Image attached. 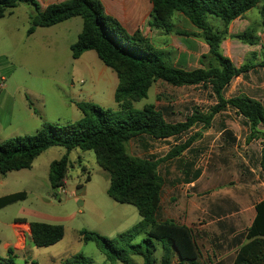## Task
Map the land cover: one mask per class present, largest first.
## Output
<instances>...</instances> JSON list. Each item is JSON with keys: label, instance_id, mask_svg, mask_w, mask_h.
<instances>
[{"label": "trees", "instance_id": "trees-1", "mask_svg": "<svg viewBox=\"0 0 264 264\" xmlns=\"http://www.w3.org/2000/svg\"><path fill=\"white\" fill-rule=\"evenodd\" d=\"M153 5L149 25L167 34L196 37L210 47L203 56V68L184 71L167 61V54L157 49L141 31L129 33L114 17L108 15L100 0H66L42 9L37 0H0V19L13 14L21 4L33 8L30 15L31 36L37 28H50L74 18H81L83 26L77 41L71 45L72 57L80 59L94 51L104 65L118 77L114 99L121 111L106 110L91 102H77L83 117L75 122L52 124L44 122L34 135L20 136L0 144V174L31 169L35 160L54 147H63L68 154L73 150L92 151L98 166L109 174V197L121 205L134 206L141 221L133 229L119 235L116 243L96 232L81 231L84 243H94L111 264H131V256H139L143 264H155V254L161 250L159 264H202L201 252L193 232L174 222H161L158 211L164 186L159 174L162 162L179 157L199 137L190 136L161 160L139 158L131 155L128 144L140 136L154 139L182 137L197 124L207 129L214 116L223 108L231 106L245 117L251 125L250 139H264L258 128L264 125V106L247 96L226 100L224 92L232 80L248 72L251 67L237 68L222 51V43L229 37V26L257 8L261 24L249 28L237 36H231L249 46L260 44L257 32L264 30V0H151ZM182 14L201 33H191L177 28L172 19ZM214 16L222 21V29L209 23ZM264 67L263 59L260 63ZM158 81L173 87L202 86L211 89L217 104L207 113L194 110L181 123L167 122L163 113L154 105L136 109L134 103L149 97ZM264 170V149L262 151ZM70 160L65 155L50 166V183L54 190L66 185ZM26 192L14 193L0 198V210L24 201ZM257 217L248 231L251 240L241 248L234 264H264V201L257 205ZM25 223L26 221H17ZM31 238L36 247L52 246L64 237V227L45 223H30ZM145 237L134 244L140 235ZM18 254L9 248L0 255V264H17ZM66 264H93L83 255H76Z\"/></svg>", "mask_w": 264, "mask_h": 264}, {"label": "rangeland", "instance_id": "rangeland-1", "mask_svg": "<svg viewBox=\"0 0 264 264\" xmlns=\"http://www.w3.org/2000/svg\"><path fill=\"white\" fill-rule=\"evenodd\" d=\"M32 11L31 6L21 4L13 15L0 19V144L34 135L44 122L63 125L80 120L83 115L77 102H91L106 110L121 111L114 99L119 82L116 73L106 67L94 51L78 60L72 57L71 45L82 30V19L37 28L34 35L28 36ZM250 13L248 18L253 23L257 10ZM187 20L178 15L172 23L179 29H188ZM209 23L215 29L223 28L222 21L214 16L209 17ZM169 90L170 87L163 85L158 87L162 94ZM154 103L153 87L149 97L134 103V107L143 109ZM65 155L70 160L66 185L54 190L50 183V166ZM109 187V174L98 166L94 152L77 149L68 154L63 147L43 153L31 169L0 174V195L27 193L26 200L0 210V255L5 256L11 247L6 246V249V243L17 242L13 224L22 220L61 225L65 234L61 241L49 247L39 248L32 241L27 242L26 250L17 253V264H66L80 254L93 264H111L94 243L81 241L80 232H96L116 243L119 235L137 226L141 216L134 206L113 201L107 193ZM16 228L29 230L28 225ZM19 236L17 251L22 250L24 244L21 232ZM144 237L140 235L134 244ZM161 255L158 250L155 264H159ZM131 264H143V259L131 256Z\"/></svg>", "mask_w": 264, "mask_h": 264}, {"label": "crops", "instance_id": "crops-1", "mask_svg": "<svg viewBox=\"0 0 264 264\" xmlns=\"http://www.w3.org/2000/svg\"><path fill=\"white\" fill-rule=\"evenodd\" d=\"M37 1L45 9L66 0ZM100 1L106 13L116 18L129 33L141 31L157 49L166 52L167 61L173 67L184 71L203 68L201 59L210 51L207 43L196 37L167 34L151 28V0ZM255 9L257 18L253 23L258 27L261 16L259 9ZM251 11L231 23L229 37L221 46L223 54L237 68L244 65L251 67L248 72L232 80L224 97L230 100L247 96L264 106V67L260 66L263 59L264 30L259 28L257 34L260 44L256 46L231 38L253 27L248 18ZM178 15L182 14H176L175 17ZM187 21L190 27L182 30L201 33ZM252 57L254 61H250ZM162 85L164 88L170 87L168 93L158 91V87ZM153 87L155 103L152 105L172 124L184 122L194 110L207 113L217 104L210 88L173 87L162 81H158ZM175 89L178 90L177 94ZM258 129L264 133V125ZM196 134L199 137L179 157L166 160L159 166L164 186L158 219L161 222H174L193 232L201 252L202 264H234L241 248L251 241L248 239V231L257 217V205L264 201V170L261 165L264 139H250L249 121L237 109L228 106L214 116L207 129H204L203 124H197L182 137L154 139L140 136L128 144V151L135 157L161 160ZM4 196L7 195H0V198ZM20 225H28L29 230H18L16 227ZM13 227L18 240L14 245L6 243L5 248L11 246L16 253H21L26 250L27 242L32 241L30 223L16 221ZM20 232L24 244L20 248L22 250L17 251Z\"/></svg>", "mask_w": 264, "mask_h": 264}]
</instances>
